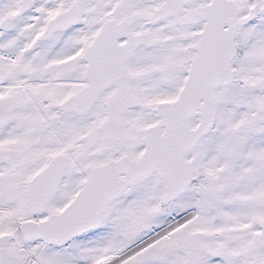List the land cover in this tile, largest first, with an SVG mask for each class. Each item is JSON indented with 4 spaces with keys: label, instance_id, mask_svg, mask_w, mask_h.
<instances>
[{
    "label": "snow or ice",
    "instance_id": "snow-or-ice-1",
    "mask_svg": "<svg viewBox=\"0 0 264 264\" xmlns=\"http://www.w3.org/2000/svg\"><path fill=\"white\" fill-rule=\"evenodd\" d=\"M0 264H264V0H0Z\"/></svg>",
    "mask_w": 264,
    "mask_h": 264
}]
</instances>
